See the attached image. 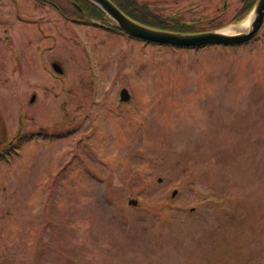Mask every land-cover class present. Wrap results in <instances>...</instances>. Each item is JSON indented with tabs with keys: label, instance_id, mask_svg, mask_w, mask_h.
I'll list each match as a JSON object with an SVG mask.
<instances>
[{
	"label": "rangeland",
	"instance_id": "rangeland-1",
	"mask_svg": "<svg viewBox=\"0 0 264 264\" xmlns=\"http://www.w3.org/2000/svg\"><path fill=\"white\" fill-rule=\"evenodd\" d=\"M139 1L200 29L253 4ZM37 5L0 0V264H264V27L183 51Z\"/></svg>",
	"mask_w": 264,
	"mask_h": 264
},
{
	"label": "water",
	"instance_id": "water-1",
	"mask_svg": "<svg viewBox=\"0 0 264 264\" xmlns=\"http://www.w3.org/2000/svg\"><path fill=\"white\" fill-rule=\"evenodd\" d=\"M89 3H93L99 10H102L109 19L115 21L117 28L128 34L132 38H137L142 41H147L162 46L183 47V48H199L207 47L210 45H242L244 43L251 42L258 36L264 26V0H258L256 6L251 11L250 15L246 18H251L250 28L247 31H242L236 34H226L223 31L227 28H223L217 31L198 32V33H182L173 32L170 30H163L158 28H152L148 25H143L136 20H132L128 17L123 10H120L112 0H87ZM244 21V20H243ZM242 21V22H243ZM241 22V23H242ZM54 69L57 73H63V68L58 64H54ZM121 101L128 102L131 99V95L128 89L121 91ZM33 101H36V96H33ZM23 121H21V127L19 135L21 134ZM177 194V192H175ZM130 205L138 206L137 200L131 199Z\"/></svg>",
	"mask_w": 264,
	"mask_h": 264
},
{
	"label": "trees",
	"instance_id": "trees-1",
	"mask_svg": "<svg viewBox=\"0 0 264 264\" xmlns=\"http://www.w3.org/2000/svg\"><path fill=\"white\" fill-rule=\"evenodd\" d=\"M79 3V7L78 6H74L73 7V12H75L76 14H80L81 15V11L80 9H83L85 11L84 15H88L87 13H90L91 16L93 17L92 21L95 22H99L101 23V21H104L105 18V14L102 12V10H99L94 4H92L91 2H87L85 0H78ZM117 6L122 9L131 19L137 20L139 23L141 24H146L148 26H151L153 28H159V29H163V30H170V31H180V32H184V33H198V32H203V31H208L209 29H214V30H218L220 28L225 27L226 25L230 24L233 21H226L225 19L222 18L221 14H219L217 17L211 19L209 21L210 24V28L209 29H200L198 28V24L197 23H185L183 21L180 20H175L172 21L171 18L168 17H164L163 15L157 13L155 10H153V8H151V6L145 2L141 3L139 0H113ZM248 3L247 5H249L251 2L253 3L250 7L251 8L254 6V2L256 0H247ZM249 10V11H250ZM83 15V16H84ZM100 26V25H98ZM234 47H241V46H234ZM203 47H199V48H178L176 50H183V51H188V50H199L202 49ZM21 138L16 139L15 141L19 142ZM14 141V142H15ZM14 142H11L10 145L6 146L5 152L9 153L11 152L12 146L14 144ZM7 153V154H8ZM3 156L0 155V159H2ZM242 242V241H240ZM240 242H238L237 244H240ZM229 249H231V251L236 252L235 253V257H231L232 260H230L232 263H237V264H241L240 261V257L239 255L241 254V249L239 248V245H235V246H229L227 248V250H225L224 252L228 251ZM239 253V254H238ZM229 260L227 261L229 263ZM217 263L220 262V260H216Z\"/></svg>",
	"mask_w": 264,
	"mask_h": 264
},
{
	"label": "flooded vegetation",
	"instance_id": "flooded-vegetation-1",
	"mask_svg": "<svg viewBox=\"0 0 264 264\" xmlns=\"http://www.w3.org/2000/svg\"><path fill=\"white\" fill-rule=\"evenodd\" d=\"M32 1L39 3V5H37V6L39 8L42 7L43 11H45V9H47V8H52L54 11H56L58 13L60 19L64 20L65 22L69 21L70 23H72L75 26L83 25V26L90 27L91 25H94L91 22L93 17L91 16L90 13H87L88 15H84L85 11L83 9H80L81 15L80 14L78 15L75 12H73L74 6L79 7V5H78L79 1L78 0H32ZM30 22L33 23L32 21H30ZM104 27H102V28H104ZM106 29L107 28H104V30H106ZM128 39L130 41L132 40L130 38H128ZM23 46H24V48L26 47L24 44H23ZM19 48H21V47L19 46Z\"/></svg>",
	"mask_w": 264,
	"mask_h": 264
},
{
	"label": "bare ground",
	"instance_id": "bare-ground-1",
	"mask_svg": "<svg viewBox=\"0 0 264 264\" xmlns=\"http://www.w3.org/2000/svg\"><path fill=\"white\" fill-rule=\"evenodd\" d=\"M251 23V18L249 19H245L241 25L239 26H230V28L228 29H225L223 32L226 33V34H230V31H232L233 29H237V30H242V31H247L249 28H250V24Z\"/></svg>",
	"mask_w": 264,
	"mask_h": 264
}]
</instances>
